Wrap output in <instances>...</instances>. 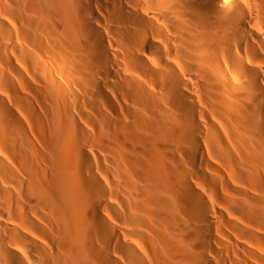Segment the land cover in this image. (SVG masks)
<instances>
[{
    "label": "bare ground",
    "instance_id": "1",
    "mask_svg": "<svg viewBox=\"0 0 264 264\" xmlns=\"http://www.w3.org/2000/svg\"><path fill=\"white\" fill-rule=\"evenodd\" d=\"M0 264H264V0H0Z\"/></svg>",
    "mask_w": 264,
    "mask_h": 264
}]
</instances>
